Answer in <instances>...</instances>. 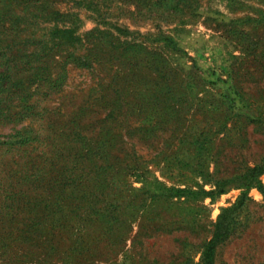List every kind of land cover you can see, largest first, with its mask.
<instances>
[{
	"label": "rangeland",
	"instance_id": "obj_1",
	"mask_svg": "<svg viewBox=\"0 0 264 264\" xmlns=\"http://www.w3.org/2000/svg\"><path fill=\"white\" fill-rule=\"evenodd\" d=\"M264 0H0V264H264Z\"/></svg>",
	"mask_w": 264,
	"mask_h": 264
},
{
	"label": "trees",
	"instance_id": "obj_2",
	"mask_svg": "<svg viewBox=\"0 0 264 264\" xmlns=\"http://www.w3.org/2000/svg\"><path fill=\"white\" fill-rule=\"evenodd\" d=\"M263 173L264 164L254 167L253 173L246 179L245 185L250 187L254 185V183H258V177ZM244 197L241 199L238 206L225 210L217 224L213 239L204 245L201 262L197 264H217V253L220 244L231 237L244 224L241 219H239V216H233V213L243 205V200L246 199Z\"/></svg>",
	"mask_w": 264,
	"mask_h": 264
}]
</instances>
